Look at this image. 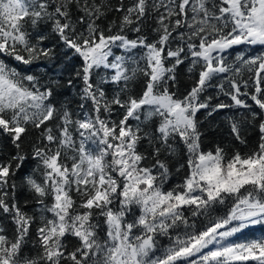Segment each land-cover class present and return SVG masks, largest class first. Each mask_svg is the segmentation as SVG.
Wrapping results in <instances>:
<instances>
[{"label": "snow or ice", "instance_id": "obj_1", "mask_svg": "<svg viewBox=\"0 0 264 264\" xmlns=\"http://www.w3.org/2000/svg\"><path fill=\"white\" fill-rule=\"evenodd\" d=\"M0 264H264V0H0Z\"/></svg>", "mask_w": 264, "mask_h": 264}, {"label": "trees", "instance_id": "obj_2", "mask_svg": "<svg viewBox=\"0 0 264 264\" xmlns=\"http://www.w3.org/2000/svg\"><path fill=\"white\" fill-rule=\"evenodd\" d=\"M255 234H256L257 236H259L261 233H260V232H256Z\"/></svg>", "mask_w": 264, "mask_h": 264}]
</instances>
